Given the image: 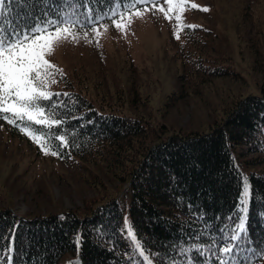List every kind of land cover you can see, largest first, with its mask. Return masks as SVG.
<instances>
[{"label": "trees", "instance_id": "trees-1", "mask_svg": "<svg viewBox=\"0 0 264 264\" xmlns=\"http://www.w3.org/2000/svg\"><path fill=\"white\" fill-rule=\"evenodd\" d=\"M132 3L3 0L0 39L29 34L32 27L49 21H88L85 25L90 27L110 13L145 5L131 8ZM205 34L198 27H185L183 32L180 79L191 94L211 83L210 77L229 76V67L214 55L215 48H206ZM63 78L66 92L39 101L47 113L41 124L27 120L13 124L0 116V126L22 141L31 140L26 131L38 137L61 161L103 164L125 189L86 201L75 211L19 217L3 209L0 264H60L68 255H74L69 264L264 260V87L259 95L232 98L221 119L206 131L184 132L97 106ZM244 180L249 182L250 202L239 231ZM126 216L131 233L125 227ZM225 247L231 251L225 253Z\"/></svg>", "mask_w": 264, "mask_h": 264}, {"label": "rangeland", "instance_id": "rangeland-1", "mask_svg": "<svg viewBox=\"0 0 264 264\" xmlns=\"http://www.w3.org/2000/svg\"><path fill=\"white\" fill-rule=\"evenodd\" d=\"M85 22L74 24L75 38L69 35L46 56L62 70L48 84L51 95L68 90L66 77L73 90L97 106L144 116L171 131L193 132L206 131L219 121L232 98L259 95L264 87V0H173L172 5L161 0L156 7L110 13L90 27ZM188 25L208 32L206 48L214 47V55L229 67V76L210 77L211 83H203L193 94L180 79V50ZM29 136V142L19 140L0 126V211L8 208L19 217L75 211L86 201L125 189L103 164L61 161L41 139ZM249 202L250 186L244 180L239 231ZM125 227L131 233L127 216ZM72 258L68 255L60 264Z\"/></svg>", "mask_w": 264, "mask_h": 264}, {"label": "snow or ice", "instance_id": "snow-or-ice-1", "mask_svg": "<svg viewBox=\"0 0 264 264\" xmlns=\"http://www.w3.org/2000/svg\"><path fill=\"white\" fill-rule=\"evenodd\" d=\"M160 2L161 0H133L131 8H135L137 4L156 7ZM164 2L168 5L173 4V0H164ZM2 3L3 0H0V4ZM159 10L164 11L163 8ZM202 10L208 11L207 8ZM169 11L172 9L169 8ZM137 14L142 13L138 10ZM165 16L170 18L167 12ZM75 23L77 21L70 19L59 22L49 21L46 26L32 27L29 29V34L10 36L7 41L0 39V116L2 118L13 124L17 120L21 122L27 120L36 124L43 122L40 117H46L47 113L39 101L51 98V94L46 91L48 84L54 83L55 74L62 71L55 68L46 56L52 55L54 48L61 41L73 35L71 28ZM114 23L118 29L121 28L120 23ZM188 27L195 26L188 25ZM55 123L58 124L59 121ZM26 134L31 135L27 131ZM41 147L43 148L44 145L42 144ZM240 228L243 229V224ZM223 251L228 253L231 249L225 247Z\"/></svg>", "mask_w": 264, "mask_h": 264}]
</instances>
